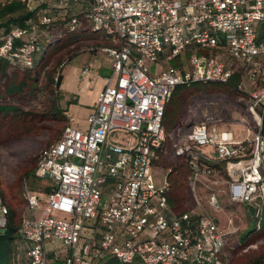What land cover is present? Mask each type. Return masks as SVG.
<instances>
[{
	"label": "built area",
	"instance_id": "built-area-1",
	"mask_svg": "<svg viewBox=\"0 0 264 264\" xmlns=\"http://www.w3.org/2000/svg\"><path fill=\"white\" fill-rule=\"evenodd\" d=\"M21 1L34 15L25 25H0V58L9 68L35 67L46 48L42 38L57 23L65 33L98 30L112 41L102 46L112 75L87 127L76 126L70 115L59 137L40 150L34 172L48 182L46 192L24 184L19 248L27 263L100 264L113 256L131 264H229L227 233L218 219L197 208L176 213L166 199L168 173L160 185L153 168L164 152V115L176 86L226 83L239 72L238 89L254 116L243 121L247 137L235 140L207 116L175 144L174 155L185 157L194 188L201 182L211 189V209L221 207L218 183L227 185L231 202L261 206L264 0ZM163 60L166 67L151 69L150 63ZM90 70L87 65L83 73ZM8 213L0 193V228ZM52 239L66 247L64 255L49 253Z\"/></svg>",
	"mask_w": 264,
	"mask_h": 264
},
{
	"label": "rangeland",
	"instance_id": "rangeland-1",
	"mask_svg": "<svg viewBox=\"0 0 264 264\" xmlns=\"http://www.w3.org/2000/svg\"><path fill=\"white\" fill-rule=\"evenodd\" d=\"M59 27V23L52 25L48 35L42 38L47 52L39 66L33 67L27 73H12L6 81L0 82V103L17 107V111L0 112L1 190L5 198L17 207L20 214L25 210L23 194L25 182L36 192H46L45 186L48 182L36 178L32 172L35 171L40 150L58 138L68 121L67 115L63 113L62 94L57 81L62 62L75 49V46H70L73 40H68L69 37L61 38L58 35ZM66 41L69 43L65 46ZM73 43L82 45L90 42L85 38H80ZM167 63L166 60L150 63V67L152 70L163 68L167 66ZM52 77H54V82L51 80ZM19 82L24 83L20 90H8L11 84ZM177 96L174 95L170 99L167 108L170 109L171 105L178 103L175 106L173 125H169L172 117L165 120L166 125L171 128L165 147L167 151L157 160L153 168L155 180L160 185L164 184V176L168 173L169 165L182 162L173 156V142L175 144L179 142L190 132L195 123L204 120L207 116L213 117L218 131H231L235 140H243L248 135V126L243 122L244 119L250 123L254 119L246 108L247 95L229 84L215 82L204 85L194 84L184 87ZM203 149L209 150V146H204ZM178 170L181 172L179 177L182 179L185 168L178 166ZM27 171L30 172L29 175H25ZM184 183L185 189L181 195L183 201H176L179 210L193 207L212 213L227 233L230 252H232L230 246H236L245 237L247 244L253 243V247L248 250L239 247L234 251L232 264H244L251 256L264 252V228L256 230L257 226L252 225L260 216L262 206L256 203L231 202L227 194V185L218 183L214 185V189L218 192L221 207L213 210L208 204L211 189L201 182L195 188L186 181ZM106 198L107 195L104 194L102 203ZM44 205L43 200L36 209L38 216L42 213ZM54 214L63 216L59 212H54ZM233 229H237L234 235L231 233ZM3 230L4 228H0V231ZM89 232L90 230L86 228L84 235L87 237ZM55 249L60 255L66 252V247L61 243H58ZM23 257L25 258L21 249V261H25ZM61 260L57 264H62Z\"/></svg>",
	"mask_w": 264,
	"mask_h": 264
},
{
	"label": "trees",
	"instance_id": "trees-1",
	"mask_svg": "<svg viewBox=\"0 0 264 264\" xmlns=\"http://www.w3.org/2000/svg\"><path fill=\"white\" fill-rule=\"evenodd\" d=\"M34 15V11L30 10L25 3H23L21 0H0V25H5L7 28H9L12 24H19V25H25L26 19L29 18L30 16ZM58 35L61 38H64L67 36V38L69 37L68 40H73V42H75L76 40H79L80 38H86V36H88V32L90 29H80L79 31H72V32H64L61 30V27L58 28ZM73 42L71 43V45L73 44ZM69 42L66 41V43L64 44L65 46L68 44ZM70 45V46H71ZM63 46V45H62ZM46 48L44 49L43 53L41 54L39 60H38V64L36 66H39L42 62L43 59L45 57L46 54ZM32 68H27V69H21L18 67H13V68H9L8 63L6 62V60L4 58H0V82L1 81H6L8 77L11 76L12 73L15 72H23V73H27L28 70H31ZM61 79V73L59 74L58 77V86H59V82ZM51 80L54 82V77L51 78ZM240 80V73L237 72L235 73L228 82L226 83H222V84H229L230 86H233L235 88H238V83ZM209 82H198V83H194L195 85H204L207 84ZM215 83H221V82H215ZM23 82L22 83H17V84H11L8 87L9 91H17L20 90L23 87ZM192 84V85H194ZM190 85H177L176 88L174 89L173 95L172 97L175 95L177 96L178 93L181 92V90L184 87H187ZM171 97V98H172ZM177 101H178V96L176 97ZM175 101V100H174ZM178 103L171 105L170 109L168 108V104L166 107V111H165V115H164V124H165V129L167 132V139L170 136L169 130L171 128H169L166 125V118L168 119V117H172V122L169 123V125L171 126V124L173 125V123L175 122V120L173 119V115L175 112V106ZM17 111V107L12 105V104H3L0 103V112H4V113H8L10 111ZM64 113V110H63ZM63 130V129H62ZM62 132V131H61ZM61 134V133H60ZM59 137V136H58ZM167 142V141H166ZM166 142L164 144V152L161 154L164 155L166 153ZM175 146V142H173V147ZM174 158L181 160V163H175L174 165H169V172H168V179L170 180V189L168 190V192L166 193V199L169 203V205L172 207V209L176 212V213H182L184 211H187L189 209L192 208H186V209H182L179 210L178 209V205L176 201H180L182 202L183 199L182 198V192L183 189H185V181L190 184V175H191V170L187 164V161L185 159V157H179V156H175L173 154ZM157 162V161H156ZM178 166H183L185 168L184 173V177L181 179V177H179V175L181 174V172L178 170ZM30 171V170H29ZM29 171H27L25 173V175H29ZM186 173V174H185ZM32 175L36 177L35 172H32ZM37 178V177H36ZM48 184H46L45 186V190H48ZM0 193L2 195L3 201L4 203L8 206L9 209V213H8V223L7 225L4 227L3 231H0V264H28L27 260L24 258L25 261H21L20 259V251L21 249L19 248L20 242H21V235H20V225H21V219H22V214H20V211L17 209V207L11 203V201L7 200L3 194V191L1 190V180H0ZM261 206H262V210L260 213V216L258 217V219L256 218L255 221L252 223V225H256L257 227H255L256 230H259L260 228H264V198L261 200ZM257 220H259L257 222ZM239 247H244L247 248L246 250H248L249 248L253 247V243L252 244H247L246 241V237L240 241L239 243H237L236 246H233L231 248L232 252H231V260L229 264H232L234 261V251H236ZM100 264H131V263H124L121 262L120 260H118L117 258L111 256L106 258L105 260H103ZM244 264H264V252H262L261 254L258 255H254L251 256Z\"/></svg>",
	"mask_w": 264,
	"mask_h": 264
},
{
	"label": "crops",
	"instance_id": "crops-1",
	"mask_svg": "<svg viewBox=\"0 0 264 264\" xmlns=\"http://www.w3.org/2000/svg\"><path fill=\"white\" fill-rule=\"evenodd\" d=\"M57 0H43V5H53ZM73 6L81 5L72 1ZM85 39L90 43L78 45L73 43L70 55L61 64V79L59 90L62 94L61 103L64 113L75 117L74 124L81 128L87 127V116L93 111L97 95L112 75V59L102 50V46L112 43L110 37L98 30H89ZM93 40V41H92ZM92 42V43H91ZM91 65L88 73H83V68ZM56 239L47 242L50 254L58 245Z\"/></svg>",
	"mask_w": 264,
	"mask_h": 264
}]
</instances>
